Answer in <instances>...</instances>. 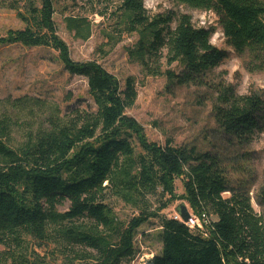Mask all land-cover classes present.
I'll return each instance as SVG.
<instances>
[{
  "label": "trees",
  "instance_id": "16d2710c",
  "mask_svg": "<svg viewBox=\"0 0 264 264\" xmlns=\"http://www.w3.org/2000/svg\"><path fill=\"white\" fill-rule=\"evenodd\" d=\"M22 1L0 0V8L16 11L25 24L0 36V47L11 43L56 50L70 75L88 80L95 111L53 122L47 131L28 136L20 148L12 149L5 143L11 123L2 118L0 101V244L9 237L18 245L23 236L43 240L53 228L68 245L92 250L80 256L87 264H126L136 256L139 229L159 219L162 249L144 264H264V211L258 215L249 192L230 184L222 160L196 146L150 142L143 127L126 115L138 99L136 81L121 83L97 62L72 59L54 20L61 0ZM177 1L215 12L227 44L264 68V0ZM144 3L123 0L117 15L122 26L138 33L132 57L140 64L157 65L167 52L170 64L179 62L184 68L182 75L167 72L169 84L185 86L226 61L227 52L211 43L213 29L196 28L188 15L150 17ZM67 27L77 39L91 37L86 19L68 18ZM24 100L18 103L26 106ZM214 113L222 131L239 142L264 134V101L255 94L238 96L226 88ZM179 179L185 190L180 198L175 194ZM107 193L132 203L139 216L127 225L120 223L104 204ZM158 195L170 199L157 213L149 203ZM178 199L186 201L194 215L206 213L217 220L200 230L160 216ZM259 199L264 208V190ZM67 203L69 209L60 212ZM82 218L94 226L75 223Z\"/></svg>",
  "mask_w": 264,
  "mask_h": 264
},
{
  "label": "rangeland",
  "instance_id": "374dc122",
  "mask_svg": "<svg viewBox=\"0 0 264 264\" xmlns=\"http://www.w3.org/2000/svg\"><path fill=\"white\" fill-rule=\"evenodd\" d=\"M122 2L61 0L56 3L54 20L58 35L67 44L72 59L97 62L121 83L128 78L134 79L138 99L127 109L126 115L143 127L147 139L162 146L170 141L176 147L196 146L201 152L216 154L223 162L230 184L249 192L254 211L263 214L259 198L264 190V134L258 133L244 143L232 139L218 126L214 112L226 88L233 89L238 96L255 94L264 101V68L248 54L240 55L227 44L221 19L215 12L193 9L177 0H145L144 6L150 17L169 13L177 17L188 15L196 28L213 29L212 45L228 54L222 65L195 83L171 85L167 72L182 75V64H170L167 52L157 65L144 66L132 57L139 36L120 24L117 15ZM68 18L88 20L92 25L90 39H77L67 27ZM24 28L16 11L0 8V36ZM18 100H24L26 106ZM0 101L2 118L11 123L5 143L12 149L20 148L28 136L35 137L47 131L53 122L70 120L77 112L95 111L88 80L70 75L56 50L21 44L7 43L0 47ZM135 145L139 152L140 148ZM184 192L183 180L179 179L175 182V194L180 198ZM223 196L228 198L230 193ZM169 199L161 195L151 198V211L158 213ZM104 204L125 225L140 214L132 203L112 193L106 194ZM181 205L187 206L193 214L189 204L178 199L160 216L175 217ZM68 209V203L58 208L60 212ZM212 219L216 220V217L212 216ZM75 223L94 226L88 218ZM159 226L160 220L153 219L139 229L136 256L126 264H144L160 254ZM22 238V245L14 242L12 237L0 244V264H87L80 256L92 251L83 246L68 245L53 228L43 240Z\"/></svg>",
  "mask_w": 264,
  "mask_h": 264
},
{
  "label": "built area",
  "instance_id": "2783aa9c",
  "mask_svg": "<svg viewBox=\"0 0 264 264\" xmlns=\"http://www.w3.org/2000/svg\"><path fill=\"white\" fill-rule=\"evenodd\" d=\"M173 219L186 224L191 229L198 228L200 230H204L205 226H208V225L210 226L215 221L212 219V217H209L206 213H204L202 217L191 214V218L189 219L188 222H184L179 214L173 217Z\"/></svg>",
  "mask_w": 264,
  "mask_h": 264
},
{
  "label": "water",
  "instance_id": "95a60500",
  "mask_svg": "<svg viewBox=\"0 0 264 264\" xmlns=\"http://www.w3.org/2000/svg\"><path fill=\"white\" fill-rule=\"evenodd\" d=\"M178 214L181 216L184 222H188L191 218V213L189 212L187 206L181 205L178 211Z\"/></svg>",
  "mask_w": 264,
  "mask_h": 264
},
{
  "label": "crops",
  "instance_id": "0c3cea01",
  "mask_svg": "<svg viewBox=\"0 0 264 264\" xmlns=\"http://www.w3.org/2000/svg\"><path fill=\"white\" fill-rule=\"evenodd\" d=\"M216 220H217V218H216Z\"/></svg>",
  "mask_w": 264,
  "mask_h": 264
}]
</instances>
